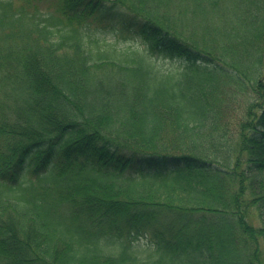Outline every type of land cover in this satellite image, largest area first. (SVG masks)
I'll list each match as a JSON object with an SVG mask.
<instances>
[{
	"label": "trees",
	"instance_id": "16d2710c",
	"mask_svg": "<svg viewBox=\"0 0 264 264\" xmlns=\"http://www.w3.org/2000/svg\"><path fill=\"white\" fill-rule=\"evenodd\" d=\"M34 1L0 0V264H264V0Z\"/></svg>",
	"mask_w": 264,
	"mask_h": 264
},
{
	"label": "rangeland",
	"instance_id": "374dc122",
	"mask_svg": "<svg viewBox=\"0 0 264 264\" xmlns=\"http://www.w3.org/2000/svg\"><path fill=\"white\" fill-rule=\"evenodd\" d=\"M16 4H21L23 0H14ZM34 1V0H33ZM55 0H48L46 1H34V4H29L28 6L33 9L35 3H38V8L40 13H48L49 10H52L54 7L52 6L51 3H54ZM94 30L95 34L94 36L98 37L101 42H106L114 45L117 49H126V51H131L138 49L139 51H146L147 47L142 40L141 37L136 36V35H130L128 38H121V37H116L112 33L105 31L103 29H96L94 26L91 28ZM146 49V50H145ZM155 62L157 66L161 67L162 69H170L173 71H176V69L180 68V64L176 61H171V60H165L160 57L155 56ZM234 99V103L232 104L233 110H232V119L231 121H235L239 117H241L244 113L245 110L249 104L248 102V97L246 94H244L243 91H238L237 93L233 94L231 97ZM255 217V216H254ZM136 242L137 245H142L139 248H145L146 244H148L147 240L144 238L138 239Z\"/></svg>",
	"mask_w": 264,
	"mask_h": 264
}]
</instances>
